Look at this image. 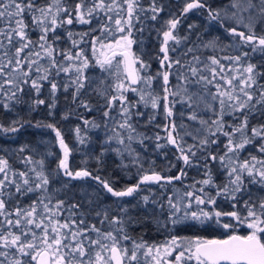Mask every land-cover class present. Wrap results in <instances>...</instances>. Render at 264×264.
I'll list each match as a JSON object with an SVG mask.
<instances>
[{
  "label": "snow or ice",
  "instance_id": "obj_1",
  "mask_svg": "<svg viewBox=\"0 0 264 264\" xmlns=\"http://www.w3.org/2000/svg\"><path fill=\"white\" fill-rule=\"evenodd\" d=\"M118 8L126 12L128 25L126 35L116 42L115 47L121 50L119 52L114 50L111 57L105 56L104 59L96 62L102 72L111 74L113 57L117 55L123 57L126 69L124 81L114 85L118 95H109L108 88L113 86H106L103 79L93 84L86 74L90 62L86 56H83V50L75 55L61 51L60 55L69 62L67 65L57 60L58 50L55 42L60 37L53 35L52 41L49 42V33L55 34L57 27L72 25L74 21L79 24H89L91 23L90 17L97 9L113 12ZM194 9H204L207 12L208 21L216 22L232 38L230 44H222L219 36H213L203 43V47L212 50L220 48L221 51L228 48L238 51L243 47L251 49L250 52L241 51L238 55H226L222 58L209 57L210 64L216 66L208 69L211 79L202 74L201 68L195 66L201 63L198 56L192 57L195 64L191 62L181 64L179 57L170 58L169 42L179 45L182 40L189 39L188 36L179 37L174 34L180 23L179 19H170L165 22L168 29L163 32L160 48L163 56L160 64L161 68L167 64V70L158 72L155 77L147 74L141 75L142 72L146 73L151 65L136 57L131 51L132 45L137 43L132 38V21L133 19L139 21L137 11H150V19L155 21L159 13L163 11L162 6H157L156 0H151L150 8L147 10L140 6L139 0H123V4L120 0H110L108 3H105V0H99L91 7L86 6L85 0H79V3L75 5V16L72 14L73 10L64 6L63 0H51L48 6H39L35 0H0V22L6 25V27H0V108L11 113L15 111V106L28 104L30 111L36 110L39 106L45 105L46 100L43 98L25 100L24 85H28L29 91L39 97L44 82H47L51 94L48 103L51 115L56 107L55 97L59 90L55 77L60 73H71L69 80L63 85V90L67 92L70 87L73 89L74 103L82 91L90 87L98 96L106 100V110L103 111V116L111 119L112 108L116 106V101L120 102L119 115L122 117V122H118L117 127L128 130L126 136L128 143H125V136L114 128L112 135L108 136L103 144L107 145L115 141L116 144L122 145V148L117 147L113 150L121 159L127 152L132 157L133 163L138 162V156L135 155L136 150L131 146L132 141L137 139L133 136L136 129L130 122L133 116L132 109L137 107V104L128 100L127 92L137 93L140 102L146 107L150 104L153 109L161 107V100L164 102L165 118L169 120V124L165 126L166 142L179 150L178 159L182 160L186 167L193 166V158L196 157L197 151L207 152V155L202 156L206 178L198 182L202 185L198 189L200 194L187 191L177 196L175 200L169 197L166 200L168 212L166 220L160 219L165 205L158 200L150 199L149 195L141 197L143 206L147 209L151 203L160 211L148 217H134L129 214V208L122 204L117 205L116 209L99 208L93 211L92 205L95 201L91 198H86L89 208L82 210L80 203L68 204L63 199H57L55 204H52L54 196L49 192V185L53 179L61 175L71 180L92 178L113 197L124 198L131 197L140 191L141 185L153 183L162 185V182L170 184L181 180L187 173L183 168L175 176H164L152 171L151 174L142 175L135 185L116 190L99 175L93 177L86 168L76 171L70 169L68 158L71 150L65 143L60 130L56 129L53 124H42L37 121L35 127H46L55 132L59 146L63 150V158L59 159L56 168L51 173H47L44 170L43 159L34 160L31 155L25 156L22 162L27 167V171L17 172L10 168L7 159L0 157V174H2L0 175V218H2L0 264H145V262L146 264H264V235H262L264 234V125L253 127L252 135L248 136L246 134L248 116L245 115L240 123L232 128V131H224L226 108L230 114L235 115L236 112L245 110L250 113L257 109V105L264 106V84L259 83V80L264 78V70H261L264 62L258 66L250 60L252 54H264V0H229L226 5L217 7H213L208 0H190L182 12L188 13ZM26 13L31 17L34 29L40 32L36 42L29 38L27 32L29 25L25 23ZM63 13H67L66 18H61ZM228 22L234 23L237 27L231 26ZM115 23L119 26L121 19H117ZM258 25L262 29L260 34L256 32ZM238 26H243L246 31L238 30ZM192 27L194 25H189V28ZM118 30L124 32L125 28L119 27ZM143 30V28L139 29L141 32ZM67 34L69 38L73 36L71 31ZM237 37L239 40H236ZM14 39L17 41L16 44L13 43ZM197 39L199 40L200 37L198 36ZM5 41L10 47L5 45ZM72 43L73 46H77L76 40H72ZM140 43L143 41L141 40ZM102 47L112 49L114 46L109 44L102 45ZM33 48L39 50L34 51ZM172 51H176L175 46ZM192 51V48H188L184 54ZM42 59L46 61L45 64H41ZM221 59L230 61L234 65H242L243 79H240L239 85H233V79H237L236 77L226 79L223 74L226 65L221 63ZM137 63L140 65L139 69L135 68ZM174 67H176V72L172 73L171 69ZM217 68L221 71L218 72ZM34 73L35 78H32ZM172 75H175L176 83L170 85ZM218 76L221 80H226L229 87L225 88L216 83L217 91L211 93L208 90L209 85H212ZM156 78L162 80L163 96L154 95L151 90L153 80ZM134 85L142 87H134ZM237 88L240 94H235ZM254 100L255 103H253ZM213 102H218V109ZM177 104H183L189 108L191 111L188 119L197 122L200 127L190 130L189 125L181 123L178 129L175 120L172 119ZM79 106L89 112L93 110L84 101H80ZM201 111L212 112L215 119H204L199 115ZM135 115L140 116L143 113L136 112ZM180 115L183 117L184 113ZM154 117L155 113L149 117V122ZM63 118L67 119V115ZM83 122L93 128L100 127L95 121L85 119ZM24 123L22 119L11 120L7 127L0 123V135L16 133L24 127ZM181 129L183 136H180L178 143L176 137ZM75 132L80 144L88 143L86 136L80 135L79 127L75 129ZM174 133L176 135H173ZM218 133L227 138V143L224 145L225 152L219 156L208 152L211 145L218 143L215 139ZM236 133H240L238 140L235 139ZM184 137H192L194 143L187 144ZM145 139L149 137L140 134L138 142L143 145ZM159 139L161 138L157 135L156 140ZM257 139L261 141L257 146V151L261 155H249L248 158L240 160V153L246 147L254 145ZM165 146V144H156L157 149ZM26 147L29 146H23L19 151L24 152ZM107 150L104 149L99 156L95 157L98 163H103V156ZM209 161H218L221 168L226 170V181L216 183ZM122 166L127 167L123 164ZM9 172H12L11 178ZM253 186H255V191H253ZM67 187L68 185L65 184L63 189L56 191H63ZM205 187L214 189V195L212 191L205 192ZM10 188H14V191H9ZM36 193L39 195L28 206L21 207L17 204L16 207L10 209L9 201L14 196L27 197ZM218 198L229 201L233 209L241 205L245 214L242 216L238 210L219 211L214 208L207 210L206 206H215ZM193 204L197 206V210H192ZM64 211L68 212V217L62 221L59 217ZM111 211H116L117 215L110 218ZM93 214L100 218L101 227H97L95 223L86 222L87 216ZM13 216L15 219H12ZM213 217L216 218L217 223H220L221 217H231L240 224H247V227L253 231L246 236L233 234L227 239L197 238L192 240L173 237L170 242L158 247L147 245L142 238L138 241L126 230L127 226L140 224L148 219H151L157 227H168L169 225L175 227L189 220L204 224ZM105 224L109 226L107 231L102 230ZM222 227L229 229L234 225L223 223ZM12 229H17V231ZM89 233H94L95 236ZM128 241L131 242L130 246L124 243Z\"/></svg>",
  "mask_w": 264,
  "mask_h": 264
},
{
  "label": "trees",
  "instance_id": "obj_2",
  "mask_svg": "<svg viewBox=\"0 0 264 264\" xmlns=\"http://www.w3.org/2000/svg\"><path fill=\"white\" fill-rule=\"evenodd\" d=\"M98 2L99 0H85L87 7H91L94 3ZM108 2H110V0H105V3ZM120 2L123 4V0H120ZM187 2H190V0H156L157 6H162L163 11L159 13L155 21L150 19V11H137L136 14L139 16V21L133 19L131 28L132 38L136 40L137 43L133 44L131 49L136 57L143 59L151 65L146 73L142 72L143 75L147 74L155 77L158 72L167 70V64L164 65V68H161L160 59L163 54L160 52V48L163 41V32L168 29V25L165 22L170 19H179L180 21L174 32L175 35L179 37H189L187 41L182 40L179 45H173V42H169L170 58L175 59L179 57L181 64L190 62L195 64L192 57L198 56L201 63L195 64V66L201 68L203 70L202 74L209 76L210 79L211 73L208 69L216 66L210 64L209 57L216 56L217 58H222L226 55H238L241 51H251L249 47H243L239 51L233 48L221 51L220 48L212 50L203 47V43L213 36H219L222 44H230L232 38L228 36L216 22L210 23L208 21L207 12L204 9H194L188 13H183L182 9ZM208 2L212 4L213 7H217L226 5L229 0H208ZM35 3L39 6H48L51 4V0H35ZM63 3L64 6L73 10L72 14L75 16L76 13L74 9L75 5L79 3V0H63ZM139 3L142 8L147 10L150 8L151 0H139ZM124 7L126 8V5H124ZM53 11H55V9H53ZM66 16L67 13H63L61 18H66ZM109 17H111V19H109ZM117 19H121V24L119 26L115 23ZM90 20L91 23L89 24H79L74 21L72 25L57 27L55 34L49 33V42L52 41L53 35L60 37V39L55 42V47L58 50L56 58L65 65L69 62L65 61L63 56L60 55L61 51L70 52L75 55L80 52V50H83V56H86L90 62V67L87 69L86 74L93 81V84L103 79L106 82V86H113L108 88V94L118 95L114 88L115 79L113 78V67L111 74L102 72L96 62L101 57L100 54L98 55V50L102 45L116 43L122 36L126 35L128 30L126 12L120 8L113 12L97 9L93 16L90 17ZM25 23L29 25L27 29L29 38L33 42L38 41L40 32L38 29H34L31 17L27 13L25 14ZM228 23L231 26L237 27V25L232 22ZM189 25H194V27L189 28ZM0 27H6V25L0 22ZM119 27H124L125 31H119ZM141 28L144 29L143 32L139 31ZM238 30L246 31L243 26H238ZM69 31L73 33L71 38H69L67 34ZM261 31L262 29L258 25L256 28L257 34H260ZM85 33H87V35H84ZM198 36L200 37L199 40L197 39ZM72 40L77 41V46H73ZM141 40L143 43H140ZM236 40H239V38L237 37ZM13 43L16 44L17 41L14 39ZM5 45L8 46L7 41H5ZM174 46L176 48L175 52L172 51ZM188 48H192L193 51L185 55L184 53ZM32 50L35 51L39 49L33 48ZM41 55L43 56V53H41ZM250 60L253 64L260 66L261 62H264V54H252ZM45 63L46 61L42 59L41 64ZM221 63L226 65L223 69V74L226 79H233L236 77L237 79H233V85H239L240 79H243L242 65H234L232 62L223 59H221ZM205 65H207V67H205ZM176 67L171 69L172 73L176 72ZM181 70L185 71L186 69ZM261 70H264V66L261 67ZM217 71L220 72L221 69L217 68ZM71 75V73H60V75L55 77L59 90L55 97L56 107L52 110L51 115L49 114L48 108L51 94L49 91L50 86L47 82H44L39 97H36L33 92L29 91L28 85H24L26 93L25 100L31 101V99L36 98H43L46 100V104L39 106L36 110L30 111L28 104L15 106V111L11 113L0 108V123H3L6 127L13 119H22L25 122L24 127L20 128L18 132L0 135V157H4L9 161L10 168L13 171H27V167L22 162L25 156L31 155L34 160L43 159L44 170L47 173H51L52 170L56 168L59 159L63 158V150L59 146V140L55 132L46 127H35L37 121H39L42 124H53L56 129L60 130L65 143L71 150L68 158L70 169L76 171L86 168L92 173L93 177L99 175L102 180L108 181L116 190H122L128 186L135 185L142 175L151 174L152 171L158 172L164 176H175L179 173V170L183 168L187 173L181 180L173 181L170 184L162 182V185L154 183L141 185L140 191L134 193L131 197L124 198L113 197L111 194L107 193L98 181L92 178L71 180L61 175L53 179L49 185V192L54 196L52 204H55L57 199H63L66 200L68 204L80 203L82 210H86L89 208V205L86 203V198H91L95 201L92 205L93 211L99 208L116 209L117 205L122 204L129 208L130 215L143 218L156 215L160 211L151 203H149L147 209L143 206L141 197L149 195L150 199L158 200L165 205V210L160 215V219L166 220L168 216L166 200L169 197L175 200L177 196L187 191L196 192L198 195L200 194L198 189L201 188L202 185L198 182L206 178V169L203 167L204 160L202 156L207 155V152L197 151L196 157L193 158V166L189 167H186L182 160L178 159L179 150L175 146L167 144L165 139L167 137L165 126L169 124V120L165 118L163 110L164 102L162 100L160 101L161 107L159 109H153L150 104L146 107L140 102V97L137 93H126L128 100L137 104V107L132 109L133 116L130 121L136 129L133 136L137 137L131 144L132 148L136 150L135 155L138 156V162L133 163L132 157L129 156L127 152L124 153L123 159H121V157L113 151L117 147L122 148V145L116 144L115 141L111 144H103V141L108 136L112 135V129L114 128L125 136V143H128L126 139L128 130L119 129L117 127L118 122H122V117L119 115L120 102L116 101V106L112 108L110 113L111 119L103 116V111L106 110V100L98 96L90 87H86L74 103L72 99L73 89L70 87L67 92L63 90V85L69 80ZM32 78H35V73ZM175 83V75L170 76V85ZM216 83L223 85L225 88L229 87L226 80H221L218 76L213 84L209 85V92L215 93L217 91L215 87ZM259 83L264 84V78H261ZM161 86V79L156 78L153 80L151 90L154 95L159 94L163 96ZM136 87L142 86L137 85ZM253 91H255V89H253ZM235 94H240L238 88ZM169 99L171 100V97H169ZM80 101L87 102L93 110L89 112L85 108L80 107ZM213 103L218 109V102ZM253 103H255V100ZM190 111L191 110L183 104L176 105L174 109L175 115L172 119L175 120L178 129L181 123L189 125L190 130L200 127L197 122L188 119ZM136 112H141L143 115L137 116L135 115ZM225 112L224 121L226 126L224 131H232V128L239 124L240 120L243 119L245 115L248 116V128L246 130L248 136L252 135L251 129L253 127L264 125V106L257 105V109L250 113L245 110L244 112L238 111L233 115L230 114L227 108ZM154 113V119L149 122V117ZM180 113H184V116L181 117ZM65 115H67V119L63 118ZM199 115L204 119H215V116L210 111H201ZM85 119L95 121L100 127L93 128L91 125H85L83 122ZM77 127L81 130L80 135L86 136L88 140L87 144L82 145L79 143L75 132ZM140 134L149 137V139L144 140L143 145L138 142ZM157 135L161 138L158 141L156 140ZM173 135H176V133ZM180 136H183L182 129L176 137L178 143L180 141ZM215 139H217L218 143L211 145L208 148V152L216 154L217 156L223 155L227 138L218 133ZM235 139H240V133L235 134ZM184 140L187 144L194 143L192 137H184ZM260 142L261 141L257 139L254 145L246 147L239 155L240 160L248 158L249 155L260 156L261 154L257 151V146ZM157 143L165 144L166 146L157 149ZM23 146L29 147H26L24 152H20L19 149ZM32 149H35V151H32ZM104 149L108 150L103 156V163H98L95 157L99 156ZM208 163L216 183L226 181V170L221 168L219 162L209 161ZM122 164L127 165V167L122 166ZM37 168L39 170L38 165ZM29 175L31 176V173ZM9 177H12V172H9ZM17 179L19 178L17 177ZM65 184L68 185L67 189L59 192L56 191L57 189H63ZM255 190V186H253V191ZM9 191H14V188H10ZM209 191H212L214 195V189L205 187V192ZM38 195L39 193L30 194L27 197L14 196L13 199L9 201V207L10 209L14 208L17 204L21 207H26L31 204ZM51 206L52 205H50V207ZM206 208L207 210H212L214 208L219 211L238 210L242 216L245 214L241 205H237L236 209H233L229 201L219 198L215 206L208 205ZM192 210H197L195 204H193ZM114 215H117V212L111 211L110 218ZM67 217L68 212L64 211L59 219L63 221ZM12 219H15V217L13 216ZM77 219H79V217H77ZM99 219V217L93 214L87 216L86 222L95 223L97 227H101ZM0 223H2V218H0ZM223 223H232L234 227L225 229L222 227ZM12 230L17 231V229ZM102 230H109V226L105 224ZM126 230L138 241L142 238L147 245H155L158 247L164 246L166 243L170 242L173 237L192 240L197 238L227 239L228 236L233 234L246 236L253 231L247 227V224H240L231 217H221L220 223L216 222L215 217L204 224L189 220L175 227L171 225L168 227H157L151 219H148L140 224L129 225ZM5 231H7V227H5ZM89 235L95 236L94 233H89ZM124 243L129 246L131 245L130 241Z\"/></svg>",
  "mask_w": 264,
  "mask_h": 264
},
{
  "label": "rangeland",
  "instance_id": "obj_3",
  "mask_svg": "<svg viewBox=\"0 0 264 264\" xmlns=\"http://www.w3.org/2000/svg\"><path fill=\"white\" fill-rule=\"evenodd\" d=\"M109 44L113 45L114 47L112 49H109L108 47H102V46L99 48L98 55L99 54L101 55L100 59H104L105 56H108L114 50L115 51H120L121 50V49L115 47L116 43H107V44H104V45L106 46V45H109ZM131 51H132V49H131ZM132 53H133V51H132ZM118 62H119V64H118ZM137 64H138V69H139L140 65H139V63H137ZM112 67L114 69V71H113L114 72V77L113 78L115 79V84L120 83L121 81H124V78H125L126 74H125L123 58L121 56L114 57L112 59ZM141 75H143V74L141 73Z\"/></svg>",
  "mask_w": 264,
  "mask_h": 264
},
{
  "label": "water",
  "instance_id": "obj_4",
  "mask_svg": "<svg viewBox=\"0 0 264 264\" xmlns=\"http://www.w3.org/2000/svg\"><path fill=\"white\" fill-rule=\"evenodd\" d=\"M119 52V51H117ZM112 56V52L108 55V57H111ZM119 55L115 56V57H118ZM114 58V57H113ZM123 58V57H122ZM124 68H125V65H124ZM135 68L138 69V64L135 65ZM125 74H126V69H125ZM137 85H134V87H136ZM235 235H240V234H235Z\"/></svg>",
  "mask_w": 264,
  "mask_h": 264
}]
</instances>
